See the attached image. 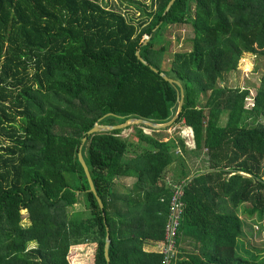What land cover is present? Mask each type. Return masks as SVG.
<instances>
[{"label":"trees","instance_id":"16d2710c","mask_svg":"<svg viewBox=\"0 0 264 264\" xmlns=\"http://www.w3.org/2000/svg\"><path fill=\"white\" fill-rule=\"evenodd\" d=\"M169 1H132L142 16L133 19L97 0H0V264H70V247L83 243L94 245L91 264H160L142 245L163 237L169 182L184 179L177 243L189 237L199 251L174 264H264L238 255L233 212L245 205L264 220V71L249 109L248 90L219 85L243 52L264 46V0H175L163 14ZM185 24L194 36L171 53L159 34ZM136 50L182 84L170 126L185 117L193 148L166 137L170 126L88 135L104 116L98 123L113 126L173 118L179 86ZM200 150L206 168L190 175L184 154Z\"/></svg>","mask_w":264,"mask_h":264},{"label":"rangeland","instance_id":"374dc122","mask_svg":"<svg viewBox=\"0 0 264 264\" xmlns=\"http://www.w3.org/2000/svg\"><path fill=\"white\" fill-rule=\"evenodd\" d=\"M102 5H107L110 8L120 10L133 19H139L142 16L135 10L132 1L138 2L141 6L149 5V0H97ZM160 44H164L167 41L172 42L170 48L171 53L176 51L180 46L185 45L187 41L191 40L194 36L193 29L190 25H182L175 27V29L169 27L159 34ZM188 49L190 47L188 46ZM169 60H166L163 64L164 68L169 66ZM264 71V46H254L251 52H243L238 59L236 71L223 73L219 82L220 86H226L231 89L248 90L249 94L245 101V107L251 108L253 97L256 93L258 84ZM179 114V113H178ZM185 118V117H184ZM181 122L170 126L166 130V137L171 138L173 135L180 134L183 137V133L188 131L190 127L185 119ZM176 120V119H175ZM174 120V121H175ZM145 126V125H144ZM148 127V126H147ZM147 134L150 133L149 129H143ZM131 130H123L122 136H127ZM185 138V137H184ZM185 141L187 139L185 138ZM189 144V143H188ZM187 144V145H188ZM186 145V146H187ZM188 148H193L190 144ZM187 163V171L190 175L200 173L205 170L207 161L205 151L200 150L197 152H186L184 154ZM264 176V175H263ZM134 180V179H133ZM132 179L119 178L117 181L122 182L126 185L134 183ZM245 205L238 206L234 209V214L239 217L242 221V234L237 239L236 250L238 255L254 261L264 262V220H258L257 216L248 217L244 212ZM21 226L24 232L30 227V220L25 212H22ZM195 244V242H193ZM186 249H191V245H186L184 242L181 243ZM33 245L26 246L27 249L33 248ZM177 251V250H176ZM94 252L93 244H74L70 247L68 259L70 264H90L92 263ZM198 252V251H197ZM176 254V253H175Z\"/></svg>","mask_w":264,"mask_h":264},{"label":"water","instance_id":"95a60500","mask_svg":"<svg viewBox=\"0 0 264 264\" xmlns=\"http://www.w3.org/2000/svg\"><path fill=\"white\" fill-rule=\"evenodd\" d=\"M174 1L175 0H170L168 2L167 6L164 9L163 14H165L169 10V8L174 3ZM155 29H156V27H154L152 29V32ZM149 37L150 36H147L144 39V41L142 42V45H145V43L148 41ZM135 56L143 64L149 65V63L146 60H144L142 57H140L137 50L135 51ZM149 67L151 68V70L154 73L159 74V76L162 77L165 81H168L172 85H177L180 88V97L178 100L177 110H176L175 114L173 115V118L167 122H164V123H154V122H151L149 120L142 119V118H129L124 123L113 126V125H101L98 123L99 121H101L105 117L104 116V117L100 118L97 123H95L94 127L88 132V135H92V134L97 133V132L123 130V129H126L127 127H129L130 125H145V126H148L150 128H166V127H169L174 122V120L178 117V113L181 111V108H182V103H183V90H182L183 87H182V84L178 81H175V80L169 78L165 73L159 72L157 70V68H155L154 66L149 65ZM86 141H87V137H85L83 139L82 143H85ZM81 148H82V146H81ZM78 156H79V161L82 164L81 166H82L83 172L85 174V177H86L88 185H89V191L95 196V199L98 203V206L102 208L103 203L101 202L100 198L98 197V195L96 193L93 181L91 179V176H90V173L88 170V166L84 160V155L81 151H79ZM106 230H107V233H106L105 244H104V256H105V259L107 261H109L108 249H109V245H110V237H109L108 227H106Z\"/></svg>","mask_w":264,"mask_h":264},{"label":"built area","instance_id":"2783aa9c","mask_svg":"<svg viewBox=\"0 0 264 264\" xmlns=\"http://www.w3.org/2000/svg\"><path fill=\"white\" fill-rule=\"evenodd\" d=\"M187 130L188 131L183 133V138L185 137L187 139L185 144L187 145L189 143L193 147L194 141L192 129L189 127ZM187 181L188 180L184 179L174 183L169 182L172 193L167 205L163 237L158 240L157 252L160 254V264H174L172 260L176 253L178 230L184 207L181 198ZM160 201H163V199H160Z\"/></svg>","mask_w":264,"mask_h":264},{"label":"crops","instance_id":"0c3cea01","mask_svg":"<svg viewBox=\"0 0 264 264\" xmlns=\"http://www.w3.org/2000/svg\"><path fill=\"white\" fill-rule=\"evenodd\" d=\"M130 179L133 180V178H130ZM182 242H184L186 245H191V249H193V250L186 249L183 245H181ZM193 242L194 241L192 239H190L189 237H186V236L184 237V239H181L176 245V250H177L176 255H178L179 253L186 254V253H192V252L199 251L198 250L199 244L196 242L194 244ZM83 244H93V243H83ZM142 249L144 251H155V252H157L158 251V240H146V241H144V243L142 245Z\"/></svg>","mask_w":264,"mask_h":264}]
</instances>
